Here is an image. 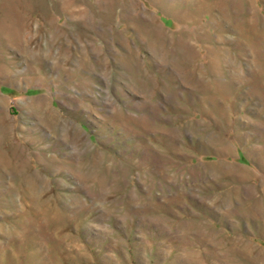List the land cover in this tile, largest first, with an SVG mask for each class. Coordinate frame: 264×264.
I'll return each mask as SVG.
<instances>
[{"label": "rangeland", "instance_id": "obj_1", "mask_svg": "<svg viewBox=\"0 0 264 264\" xmlns=\"http://www.w3.org/2000/svg\"><path fill=\"white\" fill-rule=\"evenodd\" d=\"M0 264H264V0H0Z\"/></svg>", "mask_w": 264, "mask_h": 264}]
</instances>
